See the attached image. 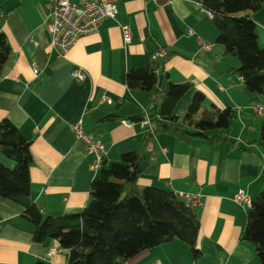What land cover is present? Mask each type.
Instances as JSON below:
<instances>
[{
    "label": "crops",
    "instance_id": "crops-1",
    "mask_svg": "<svg viewBox=\"0 0 264 264\" xmlns=\"http://www.w3.org/2000/svg\"><path fill=\"white\" fill-rule=\"evenodd\" d=\"M207 11L200 0H118L114 17L57 56L48 31L50 0H0L1 30L10 47L0 75V120L8 119L29 141L30 197L44 215L79 212L88 200L97 171L71 131L79 119L103 142L108 166L153 133L152 119L169 82L192 85L175 108L178 115L189 110L197 91L204 100L196 117L209 110L235 112L227 129L208 132L222 134L216 141L154 134L148 142L153 162L137 180L140 187L200 196V256L193 258L186 242L173 239L141 250L126 264H260L254 246L240 238L248 207L235 195L243 191L251 199L264 189L263 118L253 111L259 101L235 71L240 59L225 53ZM244 13L264 47V2ZM124 25L131 32L128 43ZM151 61L159 65L155 91L127 87V71ZM74 69L84 72L82 81L72 78ZM137 116L150 124L132 120ZM0 164L15 165L2 151ZM22 211L0 196V264H66L68 250L55 239L33 240L34 227Z\"/></svg>",
    "mask_w": 264,
    "mask_h": 264
},
{
    "label": "trees",
    "instance_id": "trees-1",
    "mask_svg": "<svg viewBox=\"0 0 264 264\" xmlns=\"http://www.w3.org/2000/svg\"><path fill=\"white\" fill-rule=\"evenodd\" d=\"M263 2L200 0L219 31L217 41L224 45L226 54L240 59L241 65L235 71L259 102L264 101V47L259 44L255 22L244 12L257 10ZM1 21L0 15V75L10 51ZM158 67L156 61H151L129 69L125 78L127 87L152 94ZM168 85L152 119L153 133L141 148L121 153L119 161L97 170L89 185L88 200L76 213L55 216L42 213L30 197L29 141L8 119L0 120V151L15 163L12 168L0 164V196L21 205L22 216L34 227L33 240L55 239L61 248L68 250L66 264H126L141 250L173 239L186 242L193 258L200 256L196 246L200 227L197 209L170 189L140 187L137 180L153 162L148 142L154 134L170 132L187 142L194 138L216 141L222 134L208 135V132L227 129L235 112L229 108L209 110L196 117L204 100V95L197 91L189 110L178 115L175 108L192 85L188 82ZM143 118L137 116L132 120ZM259 133L264 141V118ZM240 238L254 246L260 264H264V189L251 198Z\"/></svg>",
    "mask_w": 264,
    "mask_h": 264
},
{
    "label": "built area",
    "instance_id": "built-area-1",
    "mask_svg": "<svg viewBox=\"0 0 264 264\" xmlns=\"http://www.w3.org/2000/svg\"><path fill=\"white\" fill-rule=\"evenodd\" d=\"M118 0H50V8L53 16L48 24L50 34V46L57 56H63L82 36L97 32L101 22L107 17H114L117 12ZM211 16V13L207 11ZM123 40L125 43L131 41V32L124 25L121 27ZM206 47V46H205ZM165 54V50L159 52ZM75 81H82L85 74L80 69H74L71 73ZM107 101L110 99L107 98ZM253 111L258 116L264 118V102H258L254 105ZM123 123L125 121L123 120ZM143 125L150 124L148 118H144ZM71 131L77 143L83 150L92 155L91 167L97 171L101 168L106 155V149L101 139L87 132L79 119L71 126ZM177 195L192 208L201 205L200 196L195 193L177 192ZM235 200L239 204L250 207L251 199L243 192L239 191L235 195Z\"/></svg>",
    "mask_w": 264,
    "mask_h": 264
}]
</instances>
